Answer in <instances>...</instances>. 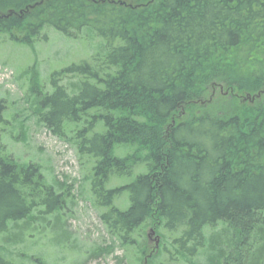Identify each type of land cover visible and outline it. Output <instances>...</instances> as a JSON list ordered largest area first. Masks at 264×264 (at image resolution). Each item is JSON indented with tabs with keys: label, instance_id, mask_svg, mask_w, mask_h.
<instances>
[{
	"label": "trees",
	"instance_id": "1",
	"mask_svg": "<svg viewBox=\"0 0 264 264\" xmlns=\"http://www.w3.org/2000/svg\"><path fill=\"white\" fill-rule=\"evenodd\" d=\"M49 29L101 43L52 72L37 106L40 122L58 137L70 127L76 152L91 160L106 230L138 245L144 264L160 254L264 264V101L233 96L263 95L264 0H0V38L28 45ZM111 178L132 179L107 189ZM65 202L37 163L0 145V238L13 231L17 241L33 225L41 236L49 218L61 229ZM150 226L162 236L158 253L134 239ZM0 264L14 263L0 251Z\"/></svg>",
	"mask_w": 264,
	"mask_h": 264
},
{
	"label": "rangeland",
	"instance_id": "2",
	"mask_svg": "<svg viewBox=\"0 0 264 264\" xmlns=\"http://www.w3.org/2000/svg\"><path fill=\"white\" fill-rule=\"evenodd\" d=\"M100 47L98 39L70 40L51 29L46 33V40L37 39L28 45L0 38V104L4 106L0 145L21 163H37L46 183L64 194L66 200L59 220L61 229L53 218H49L41 236L37 234L40 228L35 225L32 233L26 232L17 241L15 237L10 238L13 231L1 236L0 251L14 264H71L75 260L83 263L82 257L92 252H97V256L86 260L85 264H119V258L123 259L121 264H144L148 257L140 253L138 245L122 244L100 222L99 215L104 209L95 205L90 191L91 160L76 152L70 127L58 137L40 122L38 116L37 97L41 91H50L49 75L71 63L88 59ZM73 82V79L64 78L61 84ZM262 91L259 99L236 90L233 96L237 98V104L242 100L248 103L252 98L264 101ZM118 155L123 156L120 152ZM131 179L111 178L107 189L122 186ZM113 206L125 210L127 193L117 197ZM151 228L154 234L149 235ZM219 230L215 227L207 229L206 233L216 234ZM161 238L153 226L143 228L134 237L136 241L145 239L149 253L154 250L156 239L157 253L160 251ZM155 264L187 262L178 259L170 263L165 254H160Z\"/></svg>",
	"mask_w": 264,
	"mask_h": 264
},
{
	"label": "water",
	"instance_id": "3",
	"mask_svg": "<svg viewBox=\"0 0 264 264\" xmlns=\"http://www.w3.org/2000/svg\"><path fill=\"white\" fill-rule=\"evenodd\" d=\"M253 99V98H252ZM251 100V99H250ZM150 232H149V235H152V234H154V231L151 229V230H149ZM147 237H148V235H147ZM157 241H158V239H156L155 240V243L157 244Z\"/></svg>",
	"mask_w": 264,
	"mask_h": 264
},
{
	"label": "bare ground",
	"instance_id": "4",
	"mask_svg": "<svg viewBox=\"0 0 264 264\" xmlns=\"http://www.w3.org/2000/svg\"><path fill=\"white\" fill-rule=\"evenodd\" d=\"M258 96V95H257Z\"/></svg>",
	"mask_w": 264,
	"mask_h": 264
}]
</instances>
